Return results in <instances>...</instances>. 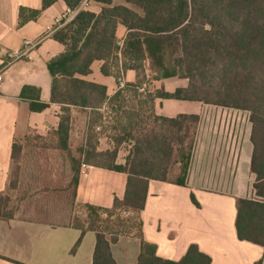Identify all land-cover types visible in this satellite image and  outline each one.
Here are the masks:
<instances>
[{"label": "trees", "instance_id": "16d2710c", "mask_svg": "<svg viewBox=\"0 0 264 264\" xmlns=\"http://www.w3.org/2000/svg\"><path fill=\"white\" fill-rule=\"evenodd\" d=\"M56 1L41 0V9L21 7L20 23L35 19ZM62 1L76 8L82 0ZM89 1L100 5L99 11L80 9L52 33L64 46L46 63L52 78L49 102L59 104L62 111L57 128L44 136L29 132L23 143L13 142L11 147L14 163L23 148L67 150L70 108L89 109L86 142L79 148L80 157L73 159V189L82 163L126 174L124 195L114 196L110 207L82 203L75 209L68 226L81 233L70 252L76 250L84 232L92 231L91 264H118L111 246L121 236L136 237L139 242L136 261L129 264L211 263L195 243L179 260H169L159 257L155 244L143 239L140 211L148 181L186 184L199 121L195 113L156 114L154 101L163 98L248 112L254 197L236 198L235 229L239 240L260 245L264 258V0H124L139 12L113 0ZM118 24L126 29L121 45ZM96 60L102 62L104 75L116 77L119 67L123 72L133 69L136 81L126 82L123 90L108 96L105 85L81 77L90 73ZM170 77L186 79L187 84L173 91L147 87L152 80ZM142 84L144 91L139 92ZM19 98L28 102L31 111L49 106L41 101L40 88L33 85H23ZM104 104L113 122L108 128L112 145L99 151L95 126L102 119L99 108ZM121 147L127 153L124 162L117 163ZM191 199L197 204L193 195ZM9 200V195L0 194V219L13 216Z\"/></svg>", "mask_w": 264, "mask_h": 264}, {"label": "crops", "instance_id": "0c3cea01", "mask_svg": "<svg viewBox=\"0 0 264 264\" xmlns=\"http://www.w3.org/2000/svg\"><path fill=\"white\" fill-rule=\"evenodd\" d=\"M41 5V0H0V194L9 195V202L15 199L11 206L12 218L0 219V264H61L66 261L65 264H91L95 234L84 232L81 242L71 253L70 249L81 233L80 229L68 226L71 215L82 203L110 207L114 196L122 198L124 195L126 174L82 163L75 190L71 176L69 181L53 190L52 187L32 185L29 158L38 151L23 148L17 163L11 159L13 142L23 143L29 132L46 135L57 128L62 114L59 104L49 102L52 78L46 63L64 50V46L52 37L50 28L55 27L54 19L67 6L64 1L57 0L41 10L35 19L20 23L21 7L41 9ZM88 8L99 11L100 5L90 2ZM125 32V27L118 24L117 36H124ZM26 37L39 42L27 56L5 65L6 52L22 47ZM101 64V61H93L90 73L81 77L105 85L106 94L111 96L116 91V78L112 74L104 75ZM124 79L135 82L136 72L127 69ZM168 80H172L170 86ZM26 84L40 88V99L49 103L47 108L31 111L28 102L19 98L21 88ZM152 84L153 88L173 91L185 86L187 80L170 77L152 80ZM170 100L178 99L156 98L155 113L167 117L178 113L199 115L195 142L186 184L148 181L140 211L143 239L155 244L156 254L164 259L179 260L188 246L195 243L200 251L209 255L210 264H254L258 260L264 264L263 248L239 240L235 229L236 198L254 197L248 112L189 100L180 101L187 102L185 104L191 106V110H175L172 105L175 103ZM106 106L99 108L100 113L104 114ZM211 108L217 116L206 115ZM227 110L244 112L247 119H228ZM89 117V109L71 107L68 148L49 151L54 157H64L59 165L64 164L70 172L73 159L80 157L79 148L86 142ZM108 133L106 129L98 132L97 150L111 147ZM126 153L127 149L121 147L116 162L123 163ZM17 165L18 171L15 170ZM13 182L14 187H10ZM51 192L57 194L54 210L48 207ZM39 198L43 205L39 204ZM111 250L118 264L133 263L129 262L128 254L132 250L137 258L139 242L120 237ZM58 255L68 259L59 262Z\"/></svg>", "mask_w": 264, "mask_h": 264}, {"label": "rangeland", "instance_id": "374dc122", "mask_svg": "<svg viewBox=\"0 0 264 264\" xmlns=\"http://www.w3.org/2000/svg\"><path fill=\"white\" fill-rule=\"evenodd\" d=\"M113 3L125 4V5L132 7L133 9L137 10L138 12L140 11L138 8L127 4L124 0H113ZM117 37H118V41H119V45H120V43H122L123 36H121L119 34ZM168 81H169L168 86H170V81H172V80H168ZM153 85L154 84H152V82L147 83V87H149V88H153ZM170 101L171 102L173 101L172 103H175V104H172L173 108L175 110H191V108H192L188 104H185L187 102H184V101H180V100H170ZM212 110H213V108H211V112L208 111L207 112L208 114L206 113V115L211 116V115L216 114V116H217L218 113H214ZM227 111H228L227 112V118L228 119H235V117L237 119H247V116L244 112H239V111H235V110H227ZM230 114H231V116H230ZM109 120H110L109 123L101 131H103L104 129H107V131H109L108 128L113 124L112 119H109ZM33 134L34 133H31L30 135H33ZM29 150L38 151V154L36 153L35 156H32L31 158H29V161L32 164V166H31V179H32V185L33 186H35V187L47 186V187H52V189L54 190V189H57V187L60 186L62 182L69 181L70 176L72 175V172H70L68 167L65 166L64 164L59 165L60 161H64V157H60V156L54 157L49 152L51 150H57V149H53V148L51 149L49 147L42 146V147L30 148ZM46 152L49 155H47ZM18 168H19V166L17 165L15 170L18 171ZM56 195L57 194L54 195V193L51 192V194H50L51 198H49V200H48L50 206H48V205L47 206L52 207V210L55 209L54 202L56 199ZM16 196L19 197V194H17ZM12 199L13 200L11 202H9V206L14 205L13 201H15V199L14 198H12ZM35 201H37V199ZM38 202H39V204L43 205L42 200L40 198L38 199ZM47 206L45 208H47ZM124 217H127V216L124 215ZM121 237L136 239V237H132V236L131 237L130 236H121ZM136 240H138V239H136ZM135 252H136V249H135ZM128 257L130 259L129 262H134L136 260V256L134 257V252L132 253V250L129 252ZM66 259H68L67 256L64 257V259L61 258L59 255L57 257V260L59 262H62V260L65 261ZM66 262H63L61 264H65Z\"/></svg>", "mask_w": 264, "mask_h": 264}, {"label": "built area", "instance_id": "2783aa9c", "mask_svg": "<svg viewBox=\"0 0 264 264\" xmlns=\"http://www.w3.org/2000/svg\"><path fill=\"white\" fill-rule=\"evenodd\" d=\"M90 5V1L89 0H82L81 3L76 7V8H70V7H66L63 12L54 19V26L50 28V31L53 33L57 28L61 27L62 25H64L66 22L70 21L75 15L76 13L83 8H87ZM39 41L38 40H32L29 38H24L22 41V47L17 48V49H12L6 52V62L5 65H8L18 59H21L25 56H27L28 52L34 48L37 43ZM119 43V41H118ZM121 45V43H120ZM2 76H1V72H0V80H1ZM116 78V90H123L126 86V81L124 79V72L122 70L121 67H119V71H118V75L115 77ZM144 84L140 85L137 87V90L139 92L144 91ZM110 113V109L109 107L106 106V110L104 111V114L102 116V119L100 120V122L95 126V130L96 131H101L108 123H109V116Z\"/></svg>", "mask_w": 264, "mask_h": 264}]
</instances>
